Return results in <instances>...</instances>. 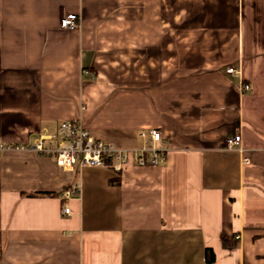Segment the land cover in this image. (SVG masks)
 I'll return each mask as SVG.
<instances>
[{
	"label": "crops",
	"instance_id": "crops-1",
	"mask_svg": "<svg viewBox=\"0 0 264 264\" xmlns=\"http://www.w3.org/2000/svg\"><path fill=\"white\" fill-rule=\"evenodd\" d=\"M76 120L166 160L0 152V264H264V0H0V146Z\"/></svg>",
	"mask_w": 264,
	"mask_h": 264
},
{
	"label": "built area",
	"instance_id": "built-area-1",
	"mask_svg": "<svg viewBox=\"0 0 264 264\" xmlns=\"http://www.w3.org/2000/svg\"><path fill=\"white\" fill-rule=\"evenodd\" d=\"M80 18L76 14H68L61 19L60 26L63 29H76L79 27ZM227 74H237L235 68L227 69ZM234 89L238 93L251 91L249 84H236ZM143 139H150L154 142L153 147H142L125 149L116 147L113 144L105 143L94 138L81 120L62 122L59 124L55 134L39 133L36 139L28 145L23 146H0L2 151H31L39 155L51 157L57 166L64 171H74L76 166L82 167H111L116 172H121L127 165L134 166H160L166 160L165 150L162 146V135L154 129L149 132L140 133ZM241 136L234 135L227 139L226 149H241ZM248 164L249 159L243 160ZM80 184L75 185L63 193L67 199H80ZM66 216L71 214L70 208H64ZM239 239V237H237Z\"/></svg>",
	"mask_w": 264,
	"mask_h": 264
},
{
	"label": "trees",
	"instance_id": "trees-1",
	"mask_svg": "<svg viewBox=\"0 0 264 264\" xmlns=\"http://www.w3.org/2000/svg\"><path fill=\"white\" fill-rule=\"evenodd\" d=\"M207 259L209 262H212L214 260V256L212 254V252L207 250Z\"/></svg>",
	"mask_w": 264,
	"mask_h": 264
}]
</instances>
